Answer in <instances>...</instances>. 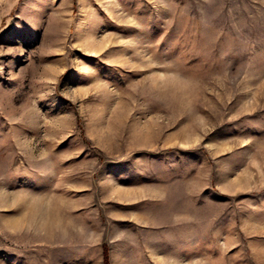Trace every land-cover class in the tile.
I'll use <instances>...</instances> for the list:
<instances>
[{"label": "rangeland", "instance_id": "1", "mask_svg": "<svg viewBox=\"0 0 264 264\" xmlns=\"http://www.w3.org/2000/svg\"><path fill=\"white\" fill-rule=\"evenodd\" d=\"M0 264H264V0H0Z\"/></svg>", "mask_w": 264, "mask_h": 264}, {"label": "trees", "instance_id": "2", "mask_svg": "<svg viewBox=\"0 0 264 264\" xmlns=\"http://www.w3.org/2000/svg\"><path fill=\"white\" fill-rule=\"evenodd\" d=\"M108 258V252H107V248L105 249V259L107 260Z\"/></svg>", "mask_w": 264, "mask_h": 264}]
</instances>
